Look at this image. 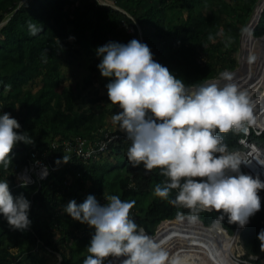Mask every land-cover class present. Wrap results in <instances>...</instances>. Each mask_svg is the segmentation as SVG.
I'll use <instances>...</instances> for the list:
<instances>
[{
    "label": "trees",
    "instance_id": "16d2710c",
    "mask_svg": "<svg viewBox=\"0 0 264 264\" xmlns=\"http://www.w3.org/2000/svg\"><path fill=\"white\" fill-rule=\"evenodd\" d=\"M114 2L132 18L98 0H0V112L17 118L19 131H27L33 138L32 143L21 141L13 148L9 166L0 164V178H8L10 186H14L16 174L33 162L32 155L39 150H48L45 162L50 170L40 185L19 187L16 183L19 188H11L14 195L23 193L31 200V224L27 229H16L0 214V264H49L48 253L55 257L51 264H83L94 231L66 213L64 204L73 198L82 202L90 193L102 204L111 194L135 200L130 214L152 235L162 221L190 215L188 208L170 202L177 190L170 193L169 199L154 194L155 185L166 179L158 168L148 170L143 163L134 166L126 159L116 169L114 165L107 169V162L85 163L66 153L62 145L51 151L53 142L76 137L91 141L108 133L118 136L109 144L110 156L127 158L131 144L124 130L105 127L108 112L120 110L108 94L87 97L84 93L94 80L92 76L87 75L84 84L76 88L61 87L65 79L62 56L71 54L73 45H79L93 55L91 68L98 71L96 64L101 58L97 47L108 41L127 43L133 37L139 39L140 27L154 59L190 87L197 86L226 69L236 68L240 35L258 0ZM29 23L39 30L33 33ZM254 34H264V11ZM104 79L101 84L107 89L109 78ZM104 99L109 104L95 109L93 105ZM218 134L224 137L230 151L238 148L240 130H218ZM64 154L70 158L67 163L63 162ZM198 219L205 226L221 223L231 235L236 228L227 216L219 220L217 211H200ZM250 221L241 231L245 259L264 264V248L257 239V233L264 228V200ZM112 262L117 264L114 258Z\"/></svg>",
    "mask_w": 264,
    "mask_h": 264
},
{
    "label": "clouds",
    "instance_id": "9594fccd",
    "mask_svg": "<svg viewBox=\"0 0 264 264\" xmlns=\"http://www.w3.org/2000/svg\"><path fill=\"white\" fill-rule=\"evenodd\" d=\"M258 2L240 35L236 68L226 69L197 86L190 87L155 60L148 43L142 41L143 34L141 40L133 37L127 43L108 41L96 50L101 58L97 67L103 77L109 78L106 85L109 100L120 109L111 119L131 140L127 150L129 161L134 166L143 163L148 170L158 168L166 177L163 183L155 185L154 194L169 199L175 189L170 202L188 208L189 219H198L200 211L216 210L219 220L227 216L229 223L240 226L239 231L261 209L264 198L261 199L259 191L264 189V180L241 170L245 162L238 152L229 150L218 130L239 131L254 119L249 93L234 77L238 71L243 76L250 71L242 60L252 49L243 45L247 31L251 38L261 41V48L254 50L253 63L259 62L256 57L259 50L260 56H264V34H254L264 11L263 6L254 23ZM113 5L115 2L109 4L114 8ZM29 28L33 33L39 30L32 23ZM258 92L251 98L259 99ZM256 106L258 112H264L261 105ZM19 129L17 118L9 112H0V164L5 168L19 142L32 143L28 132ZM260 139L264 141V133ZM69 160L64 154L63 162ZM17 174L12 187L8 178H0V214L10 226L23 230L31 224V200L23 193H12L11 188L28 185L18 183ZM105 199L107 202L102 204L90 193L82 202L73 198L65 206L64 211L74 220L94 229L86 246L89 255L83 264H113L109 258L119 264H174L155 234L148 233L130 214L135 200L122 199L117 194ZM213 225L224 228L221 223ZM257 239L264 248V228L257 233Z\"/></svg>",
    "mask_w": 264,
    "mask_h": 264
},
{
    "label": "bare ground",
    "instance_id": "6f19581e",
    "mask_svg": "<svg viewBox=\"0 0 264 264\" xmlns=\"http://www.w3.org/2000/svg\"><path fill=\"white\" fill-rule=\"evenodd\" d=\"M263 3L257 8L255 12L254 23L257 21L258 14L262 9V7L264 6ZM113 7L114 9L119 10L121 12L124 11L122 8L118 7L117 5H113ZM252 40H256V39L251 38L249 32L247 31L244 36L243 45L245 46L248 42H252ZM256 41H260V40H256ZM260 46L261 43L260 44L258 42L254 43L252 46V50H250L249 52H254V50L257 48L260 49ZM242 60L244 62L245 55L242 57ZM247 62H248L247 65L250 68L254 67V63L252 60L249 59V61L247 60ZM253 70L254 69H252V71ZM253 74L254 75L252 77V80L254 82L257 78H259L260 74L259 71H257L256 73L254 71ZM245 75L246 77H244V79L241 78L239 75L235 76L234 79L236 81L240 80L238 84L242 85L244 81L248 80L247 76L249 75L247 74ZM253 82H251L252 84L250 83L251 87L250 89H247V91L249 93L250 100L253 104V112H258L259 109L256 105L257 104L261 105L260 98L264 94V82L263 85L258 87L256 91H254L256 84ZM259 89L260 91L258 92ZM256 92H258V94H260L261 97L259 99L258 98L252 99L251 96L254 95ZM261 106H262V110H264V105ZM204 211L213 212L216 210H204ZM190 220H187L190 223H187L186 220H176V221L165 220L160 223L161 225L159 224L160 227L158 226L160 230L158 232L157 239L168 250L169 258L171 261L174 262V264H196V263H191V260H197V264H254L249 260L246 259H245L246 261L243 260V257H238V259H241L243 261L241 263V261L236 260V257H234L233 255L236 249L237 250L240 249L237 243L240 238L241 231H239L240 226L237 223L234 234L229 235L225 231V229L222 228L221 226L218 227L213 226V228H206L205 226H202L201 223L199 222L191 223ZM165 232L173 233L174 235L167 237L165 241H161ZM211 250L213 251V253ZM120 259H123V257H121ZM116 263L119 264V261L116 260Z\"/></svg>",
    "mask_w": 264,
    "mask_h": 264
},
{
    "label": "built area",
    "instance_id": "2783aa9c",
    "mask_svg": "<svg viewBox=\"0 0 264 264\" xmlns=\"http://www.w3.org/2000/svg\"><path fill=\"white\" fill-rule=\"evenodd\" d=\"M253 116L254 119L240 130L241 135L237 140L239 146L233 151L238 152L245 162L241 165L243 172L253 176L259 175L264 180V141L260 139L264 133V112H253ZM117 138L118 136H111L108 133L99 135L91 141L76 137L62 143H51V151L62 145L66 153L78 157L85 163H91L106 157L110 153V142ZM48 156V150L35 151L32 155L33 162L18 172V183L40 185L42 180H46L50 174L49 165L45 162ZM259 195L261 199L264 198V189L259 191ZM236 260L243 262L241 259Z\"/></svg>",
    "mask_w": 264,
    "mask_h": 264
},
{
    "label": "rangeland",
    "instance_id": "374dc122",
    "mask_svg": "<svg viewBox=\"0 0 264 264\" xmlns=\"http://www.w3.org/2000/svg\"><path fill=\"white\" fill-rule=\"evenodd\" d=\"M99 1H100L101 4H103V5L107 6V7H110L109 6L110 3H114V0H109V1L99 0ZM125 14L128 17L132 18L128 13H125ZM128 29H130V32H133L131 30V28H128ZM138 32H139V39L141 40L142 31H141L140 27L138 28ZM256 42H258L259 44L261 43L260 41L252 40V42H248L245 45V47H247V48L249 46L252 47L253 44L256 43ZM237 57H238V53H237ZM254 57H255V52H248V54L245 55L244 62L247 64L248 63L247 60L249 61V59H250V60L253 61ZM256 57L259 59V62H258V64H256L254 62V67L250 68L249 73H247V75H249V76H247L248 80L244 81L243 84L240 85L242 89H245V90L250 89V87H251L250 83L253 82L252 77L254 75L253 74L254 71H255V73L257 71H259V74H260L259 75L260 79L257 78L253 82V83L256 84V87L254 88V91H256L258 89V87L263 85V82H264V56H260V50H259V52H257V56ZM62 62H63V77L65 79L62 82L61 87L62 86H68V87L76 88L77 85L84 84V80H85L86 76L90 75V76L93 77L94 80H93L92 84L88 87V90L84 91V93H86L87 97H93L95 95H98V97L107 96V89L104 88L102 86V84H101L105 80L104 77L101 75L99 70L98 71H93L92 68H91L92 65H94V62H95L94 57H93V55L91 53L87 52L84 49L82 50L79 45H73L72 53L71 54H64L62 56ZM96 65H98V64H96ZM252 69H254V70L252 71ZM241 70H243V69H241ZM238 75L241 78H243V79H244V77H246L245 74H244V76L241 75L240 71L238 72V74H235V76H238ZM40 86L41 85L39 84L37 87H35L34 91H37L40 88ZM263 100H264V94L260 98V104L261 105H264ZM102 104L108 105L109 103H108L107 99H104L103 101H100L99 104L95 103L93 106L96 109L97 105H102ZM19 109H20L21 112H24L22 110V107L21 108L19 107ZM114 113H115L114 111H111V112H108V114L105 116V127L110 128L113 131H116L118 129L123 130V129H121L119 127L118 123H114L112 121L111 116ZM103 159H105V161L107 162L106 163L107 169H110V167H112V165H114L113 168L116 169V167L119 166V165H122V163L126 159H128V157L127 158L126 157H117V156L115 157V156H110V154H109L108 156L104 157ZM68 202H69V200L65 202L64 206H66ZM210 215H213V214H210ZM186 222L190 223L187 220H186ZM87 226H88L89 229H92L94 231V229L90 228L89 225H87ZM171 235H174V234L165 232L161 241H165V239L167 237L171 236ZM179 241H182V240H179ZM242 243H243L242 239L239 238L237 245H238V247L240 249H238V250L236 249L235 253L233 255H234V257H236V259H238V257H243V260H245L246 252H245V249H244V246L242 245ZM47 258H48L49 264H51V263H53L55 261V257H52V254H50V253H48V257ZM109 259H113V258H109ZM191 263H196L197 264V260H191ZM56 264H59V262L58 263L56 262ZM106 264H107V262H106Z\"/></svg>",
    "mask_w": 264,
    "mask_h": 264
},
{
    "label": "water",
    "instance_id": "95a60500",
    "mask_svg": "<svg viewBox=\"0 0 264 264\" xmlns=\"http://www.w3.org/2000/svg\"><path fill=\"white\" fill-rule=\"evenodd\" d=\"M262 3H263L262 0H259L258 5L260 6V4H262ZM9 19H10V18H9ZM7 22H8V21H7ZM2 25H4V24H2ZM0 26H1V25H0ZM142 41H143V39H142ZM176 220H190V219H189V217H182V218H180V219H173V220H168V221H176ZM196 221L199 222V223H201L203 226H205L204 223H203L200 219H196ZM213 226L218 227V225H212V226H209V227L205 226V227H206V228H213ZM154 236L157 238V236H158V231H156V233H155ZM211 251H212V250H211ZM212 253H213V251H212ZM175 263H176V261H175Z\"/></svg>",
    "mask_w": 264,
    "mask_h": 264
}]
</instances>
